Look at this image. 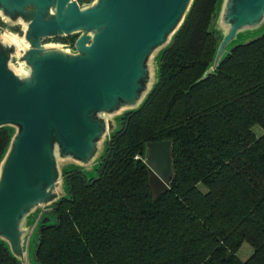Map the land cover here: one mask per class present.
<instances>
[{
  "label": "trees",
  "instance_id": "obj_1",
  "mask_svg": "<svg viewBox=\"0 0 264 264\" xmlns=\"http://www.w3.org/2000/svg\"><path fill=\"white\" fill-rule=\"evenodd\" d=\"M216 4L195 0L159 59L157 84L121 119L96 177L64 174L69 196L38 226L36 263L264 264V33L199 81L218 44ZM10 137L0 129V160ZM163 140L172 141L173 178L155 196L146 144ZM243 243L253 249L245 261L236 255ZM0 264H19L2 242Z\"/></svg>",
  "mask_w": 264,
  "mask_h": 264
},
{
  "label": "water",
  "instance_id": "obj_2",
  "mask_svg": "<svg viewBox=\"0 0 264 264\" xmlns=\"http://www.w3.org/2000/svg\"><path fill=\"white\" fill-rule=\"evenodd\" d=\"M194 2L0 0V21L23 30L21 43L0 31V129L11 131L0 160V242L19 264H29L27 217L69 196L60 184L71 170L61 173L59 161L90 165L120 129L111 118L121 115V124L142 106L159 78V71L151 77V62L171 45ZM215 20L222 39L199 81L218 69L240 31L263 23L264 0H217ZM73 35L74 49L44 43ZM171 148L170 140L146 144L155 196L172 181Z\"/></svg>",
  "mask_w": 264,
  "mask_h": 264
},
{
  "label": "rangeland",
  "instance_id": "obj_3",
  "mask_svg": "<svg viewBox=\"0 0 264 264\" xmlns=\"http://www.w3.org/2000/svg\"><path fill=\"white\" fill-rule=\"evenodd\" d=\"M1 32H6V33H10L14 36H16V38L19 40V42H22V36H23V30L22 27H16V28H10V27H6L5 25L0 26ZM212 30L214 31L215 35L217 36V38L222 39V30L218 24V20L214 21L213 20V26L211 27ZM264 33V21L263 23L256 29H246L243 31H240L237 35L235 40L227 47V51H229L232 47H234L235 45H239V44H243L245 42H248L250 40H253L257 37H259L260 35H262ZM58 44V43H55ZM159 67V55H157L151 62V77L153 78V80L155 81L158 78V69ZM120 118L121 115H115L111 118L113 125H114V129H117L120 125ZM255 134L257 136L261 135V130L259 128H255L254 129ZM105 148H106V139H104L101 144H100V150L98 152L97 157L91 162L90 165H86V166H79L77 164H75L72 161H59V169L60 171H62L61 173L68 171V170H81L88 178H95L97 175V165L101 159V157L104 156L105 154ZM60 189L63 193L66 194L67 192V186L66 183L64 182V180L61 181L60 184ZM51 210L52 209H44L39 211L38 213L35 212L31 215H29L27 217V221L24 223V229L26 231H28L25 240H27V238H29V240H32L31 245H30V250L29 253L30 255H27V261L29 262V264H38L34 261L33 259V241L36 238V234H37V229L39 226V222L41 221L40 219H43L44 217H50L51 216ZM51 221H54L53 216H51ZM26 250V248H25ZM27 250H28V246H27ZM253 252V249L251 246H249L246 243H243L241 245V247L239 248V250L237 251L236 255L237 257L241 260V261H245L246 259H248L251 254ZM27 254V251H26Z\"/></svg>",
  "mask_w": 264,
  "mask_h": 264
},
{
  "label": "flooded vegetation",
  "instance_id": "obj_4",
  "mask_svg": "<svg viewBox=\"0 0 264 264\" xmlns=\"http://www.w3.org/2000/svg\"><path fill=\"white\" fill-rule=\"evenodd\" d=\"M88 1H90V0H88ZM0 29H1V27H0ZM77 37H78V35L67 36V37H57V38H54V39H47V40L44 41V43H58V44L66 45L70 49H74V44H75V42L77 40ZM43 219H40V220L42 221Z\"/></svg>",
  "mask_w": 264,
  "mask_h": 264
}]
</instances>
